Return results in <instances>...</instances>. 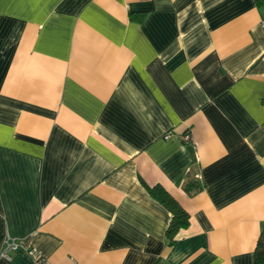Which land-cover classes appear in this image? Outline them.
<instances>
[{
    "label": "crops",
    "instance_id": "0c3cea01",
    "mask_svg": "<svg viewBox=\"0 0 264 264\" xmlns=\"http://www.w3.org/2000/svg\"><path fill=\"white\" fill-rule=\"evenodd\" d=\"M263 225L264 5L0 0V264H254Z\"/></svg>",
    "mask_w": 264,
    "mask_h": 264
},
{
    "label": "trees",
    "instance_id": "16d2710c",
    "mask_svg": "<svg viewBox=\"0 0 264 264\" xmlns=\"http://www.w3.org/2000/svg\"><path fill=\"white\" fill-rule=\"evenodd\" d=\"M258 5H264V0H255ZM150 194L162 203L172 214L171 220L166 229V237L170 243L179 229L187 227L189 224V213L180 205V203L170 195L162 186H146ZM201 188L198 182H188L184 189L188 194H193ZM254 264H264V225L260 231L256 247L254 250Z\"/></svg>",
    "mask_w": 264,
    "mask_h": 264
},
{
    "label": "built area",
    "instance_id": "2783aa9c",
    "mask_svg": "<svg viewBox=\"0 0 264 264\" xmlns=\"http://www.w3.org/2000/svg\"><path fill=\"white\" fill-rule=\"evenodd\" d=\"M181 139L183 142L187 143L189 141H191V133L185 132L184 134H182ZM17 246V243L14 239L11 238H7L1 251H0V257H4L6 259H10V256L8 255V250L9 249H14ZM33 264H48L47 260L43 257H38L35 258L33 261ZM70 264H78L75 260L72 259V261L70 262Z\"/></svg>",
    "mask_w": 264,
    "mask_h": 264
}]
</instances>
